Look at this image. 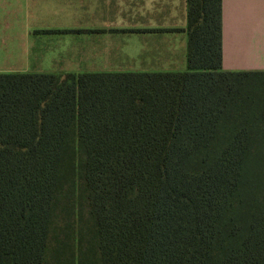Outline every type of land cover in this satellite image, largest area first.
<instances>
[{
    "label": "trees",
    "instance_id": "trees-1",
    "mask_svg": "<svg viewBox=\"0 0 264 264\" xmlns=\"http://www.w3.org/2000/svg\"><path fill=\"white\" fill-rule=\"evenodd\" d=\"M0 74V264H264V70Z\"/></svg>",
    "mask_w": 264,
    "mask_h": 264
},
{
    "label": "crops",
    "instance_id": "crops-1",
    "mask_svg": "<svg viewBox=\"0 0 264 264\" xmlns=\"http://www.w3.org/2000/svg\"><path fill=\"white\" fill-rule=\"evenodd\" d=\"M187 0H0V74L188 71ZM222 68L264 70V0H222Z\"/></svg>",
    "mask_w": 264,
    "mask_h": 264
}]
</instances>
